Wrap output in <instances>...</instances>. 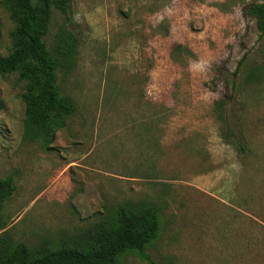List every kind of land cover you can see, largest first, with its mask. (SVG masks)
Returning <instances> with one entry per match:
<instances>
[{"label": "rangeland", "instance_id": "374dc122", "mask_svg": "<svg viewBox=\"0 0 264 264\" xmlns=\"http://www.w3.org/2000/svg\"><path fill=\"white\" fill-rule=\"evenodd\" d=\"M262 1L71 0L57 75L76 111L54 135L25 134V82L0 73V235L57 248L152 202L160 234L118 264H264ZM63 26L53 8L55 54ZM14 29L0 0V57Z\"/></svg>", "mask_w": 264, "mask_h": 264}, {"label": "trees", "instance_id": "16d2710c", "mask_svg": "<svg viewBox=\"0 0 264 264\" xmlns=\"http://www.w3.org/2000/svg\"><path fill=\"white\" fill-rule=\"evenodd\" d=\"M70 2L1 0L15 29L11 52L0 57V73H17L25 82L21 95L25 103V134L32 139L51 137L57 126L76 111L73 102L62 94L57 75L62 58L79 42L70 27ZM53 8L64 15L57 54L50 50L47 41ZM249 14L256 18L257 28L264 35V0L253 2ZM15 191L12 178H0V213ZM159 211L152 202L140 211L120 206L114 226L88 229L71 244L57 248L30 247L24 241L14 243L8 233H3L0 235V264H118L121 255L128 251L142 253L158 237L162 230Z\"/></svg>", "mask_w": 264, "mask_h": 264}]
</instances>
